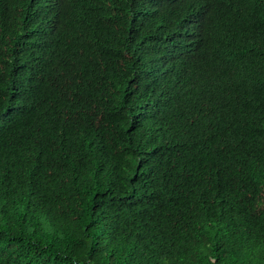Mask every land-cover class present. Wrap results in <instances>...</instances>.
<instances>
[{
  "label": "trees",
  "instance_id": "trees-1",
  "mask_svg": "<svg viewBox=\"0 0 264 264\" xmlns=\"http://www.w3.org/2000/svg\"><path fill=\"white\" fill-rule=\"evenodd\" d=\"M0 264H264V0H0Z\"/></svg>",
  "mask_w": 264,
  "mask_h": 264
}]
</instances>
